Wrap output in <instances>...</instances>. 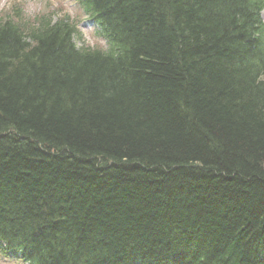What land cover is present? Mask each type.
Instances as JSON below:
<instances>
[{
  "label": "trees",
  "instance_id": "16d2710c",
  "mask_svg": "<svg viewBox=\"0 0 264 264\" xmlns=\"http://www.w3.org/2000/svg\"><path fill=\"white\" fill-rule=\"evenodd\" d=\"M78 1L114 30L109 51L72 52L61 25L28 41L0 25V232L52 224V205L50 236L68 228L72 245L49 261L262 264L253 1Z\"/></svg>",
  "mask_w": 264,
  "mask_h": 264
},
{
  "label": "bare ground",
  "instance_id": "6f19581e",
  "mask_svg": "<svg viewBox=\"0 0 264 264\" xmlns=\"http://www.w3.org/2000/svg\"><path fill=\"white\" fill-rule=\"evenodd\" d=\"M245 45H247V47H249V48H251L250 47V45H249V41H245ZM175 47H173L172 49H174ZM66 152H72V150H69L68 148H64V149H61L59 152H58V155L59 156H65V155H67L66 154ZM86 153H89V152H86ZM116 163L118 164V163H120V162H118V160H116V159H109V161H106L105 162V164L106 165H108L110 168H114V166L116 165ZM207 173L209 172V170H207V169H204ZM0 194H1V192H0ZM37 237H35V236H30L29 234H27V232L25 233V238L22 240V241H20V243H31V246H32V248H34V247H37ZM16 242H18V241H16ZM98 243H100V242H98ZM97 243V244H98ZM12 247L14 246V244H12L11 245ZM104 248H106V246L104 247ZM103 248V249H104ZM261 248V247H260ZM58 261V258H55L53 261H51V262H49L48 264H60L59 262H57Z\"/></svg>",
  "mask_w": 264,
  "mask_h": 264
},
{
  "label": "rangeland",
  "instance_id": "374dc122",
  "mask_svg": "<svg viewBox=\"0 0 264 264\" xmlns=\"http://www.w3.org/2000/svg\"><path fill=\"white\" fill-rule=\"evenodd\" d=\"M3 1H4V0H2V2H3ZM26 1H29V0H26ZM56 1H58V0H56ZM36 2H40L41 4H43V2L40 1V0H36ZM66 5H67V7L71 8L72 5H73V2H68V3H66ZM263 18H264V11H263ZM0 264H5V263L0 259Z\"/></svg>",
  "mask_w": 264,
  "mask_h": 264
}]
</instances>
